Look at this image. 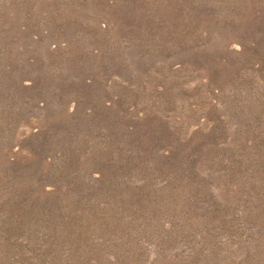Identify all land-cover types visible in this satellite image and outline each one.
I'll return each instance as SVG.
<instances>
[{
  "label": "rangeland",
  "instance_id": "rangeland-1",
  "mask_svg": "<svg viewBox=\"0 0 264 264\" xmlns=\"http://www.w3.org/2000/svg\"><path fill=\"white\" fill-rule=\"evenodd\" d=\"M0 264H264V0H0Z\"/></svg>",
  "mask_w": 264,
  "mask_h": 264
}]
</instances>
